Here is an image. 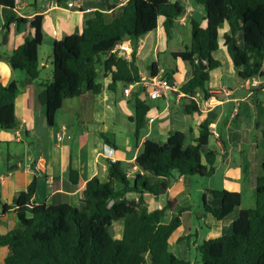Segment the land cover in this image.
<instances>
[{
	"label": "trees",
	"instance_id": "1",
	"mask_svg": "<svg viewBox=\"0 0 264 264\" xmlns=\"http://www.w3.org/2000/svg\"><path fill=\"white\" fill-rule=\"evenodd\" d=\"M195 1L205 8L207 27L202 28L192 20L190 49L171 54L191 68V76L180 87V92L195 97L200 91L206 100L216 96L205 86L210 81L209 72L219 66L211 60L212 39L226 25L229 30L223 35L224 47L240 80L264 79V0ZM0 6L13 10L16 0H0ZM184 14L181 4L169 0H129L111 20L106 14L96 12L86 22L82 34L55 42L52 81L45 86L49 93L45 106L49 125H53L65 101L80 97L84 91L101 93L102 87L96 83L98 64H102L104 71L111 72L110 88L114 91L118 84L127 87L139 82L135 50L129 61L112 54V49L119 43L138 40L156 31L161 17L165 19L164 31L170 37L176 21ZM15 23L21 25L26 20L10 14L5 28ZM42 23L43 17L36 16L31 23L33 37L6 56L15 70L26 73L30 82L40 78ZM241 33L243 46L238 40ZM201 63L205 70L201 69ZM150 72L152 77L158 74L157 63L150 66ZM18 93V83L4 86L0 76V130L19 128L15 116ZM132 98L136 106L132 121L138 140L150 107L136 94H132ZM184 111L189 115L200 114L198 104L191 99ZM210 124L209 120L204 121L195 144L187 145L186 134L182 132L171 134L165 144L147 140L135 161L139 172L132 176H128L121 161L107 160V180L101 182L94 177L87 182L82 209L69 204L49 207L32 204L37 190L33 181L17 197V226L10 233L0 235V248L9 249L4 264H191L169 248V240L181 227L182 214L187 209L179 207L170 222L165 223L164 218L173 204L150 211L144 196L161 195L171 185L174 175L208 178L215 173L217 154H203L211 137ZM102 137L111 144L105 134ZM70 178L76 183L77 173L70 170ZM132 193L138 195L133 202L127 199ZM212 195L221 206L213 208L205 204V211L219 221L242 205L240 193L219 190L212 191ZM254 195V207L242 209L238 219L221 237L205 240L197 247L203 264H264V175L258 178ZM8 209L3 206L0 220ZM117 221L123 222L120 239L111 234ZM185 240L190 246V237L181 238Z\"/></svg>",
	"mask_w": 264,
	"mask_h": 264
},
{
	"label": "crops",
	"instance_id": "2",
	"mask_svg": "<svg viewBox=\"0 0 264 264\" xmlns=\"http://www.w3.org/2000/svg\"><path fill=\"white\" fill-rule=\"evenodd\" d=\"M60 1L16 0L13 10L0 6V31L4 30L7 35L6 43L0 35L1 82L4 86L13 82L19 85L15 102V116L19 128L12 131L0 130V213L4 205L9 207L0 220V235L10 233L17 226V197L33 181L36 182L37 190L32 204H46L48 207L69 204L82 209L83 191L87 182L94 177H98L101 182L107 180V160L121 161L126 172L132 176L139 172L135 161L147 140L165 144L171 134L182 132L186 134L187 145L195 144L204 121L209 120L211 137L203 154H217L215 173L208 178L174 175L171 185L161 195L144 196L150 211L173 204V208L166 215L168 222L179 207L187 209L182 214L181 227L169 240V248L179 258L188 261L193 249L197 250L201 244L198 226L203 224L212 235L217 236L212 239L219 238L238 219L242 209L251 208L244 206V200L255 194L258 178L264 175V154L260 153L259 145L261 138H264V123L259 122L258 115L264 86L254 89L249 80H240L238 77L224 47L223 35L229 30L226 25L214 36L211 45V60L218 62L219 66L209 72L210 80L216 77L218 83L215 86L209 83V87L206 85L205 88L211 94H216L224 86L235 91L233 97L218 95L215 96V101L211 100L214 96L206 100L199 91L196 98L200 114L189 115L184 108L191 98L183 93L174 92L168 99L150 100L137 87L127 95L125 90L128 86L118 84L115 91L110 88L112 74L103 69L96 79V83L102 87L101 93L84 91L80 97L65 101L56 114L53 125L42 131L46 113L45 106L40 104V95L47 90L45 86L51 83L53 72L52 58L45 60L41 56L43 47L47 43L53 49L55 42L82 34L86 22L96 12L112 16L129 0H81L79 7L74 8H68V4L77 0ZM169 1L184 7L185 14L180 18L184 23L178 19L170 37H167L163 27L165 19L161 17L156 31L138 40L126 41L130 51L119 54L132 58L135 50V64L140 75H150V66L157 63L158 75L173 80L180 88L189 80L191 68L188 71L184 65L183 75L177 68L176 72L166 70L159 63L160 56L164 53L171 55L189 50L191 43H185V28L191 26L192 20L206 28V11L195 0ZM51 4L55 6L51 7ZM10 14L26 20V23H15L6 29L5 22ZM39 15L43 17L44 33L43 44L39 49L41 73L39 80L30 82L25 72L15 70L3 56L13 52L27 38L33 37L31 23ZM187 38L189 39V35ZM190 40L192 41V36ZM238 40L243 46L242 33ZM142 69L147 70V73ZM48 70L51 74L47 73ZM44 74L46 82L43 79ZM225 75L232 80L230 86L222 83ZM132 94H136L150 107L138 140L135 138L136 125L132 121L136 112ZM236 107L238 112L234 115ZM64 127L65 135L60 142L58 135ZM103 134L109 138L111 144L105 142ZM70 170L77 173L76 183L70 178ZM219 190L242 195L241 207L222 221L205 211V204L213 208L221 206V202L212 195V191ZM193 195L202 202L197 219L193 218L192 208L196 205L192 203ZM127 199L136 201L138 195L129 194ZM165 218L164 222L168 223ZM118 227L117 236L120 238L123 226L120 223ZM185 237H190V246L186 240L181 241ZM8 253L7 247L0 248V264H4Z\"/></svg>",
	"mask_w": 264,
	"mask_h": 264
},
{
	"label": "rangeland",
	"instance_id": "3",
	"mask_svg": "<svg viewBox=\"0 0 264 264\" xmlns=\"http://www.w3.org/2000/svg\"><path fill=\"white\" fill-rule=\"evenodd\" d=\"M107 19L111 20L112 16H108ZM185 30L187 31V35L185 34V43L190 45V43H191L190 37L192 36L191 26L189 25L187 28H185ZM188 35H189V39L187 38ZM52 54H53L52 49L50 48V46L48 47L47 43H46V45L43 47V49L41 51L42 58H44L45 60H47L48 58L49 59H51V58L53 59ZM3 57L5 58L6 56H3ZM159 63L164 69L169 70V71L176 72V68H177L178 71H180V73H182V75H183V73H185L182 70L184 68V65L186 66V69L188 71L190 70V65L188 63L183 62L181 60H175L169 53L161 54ZM102 70H103L102 64H98L97 65L98 74H100ZM142 71H145V73H147V70H143L142 69ZM47 73L51 74L49 70L47 71ZM43 79H44L45 82L47 81V80H45L46 79L45 74H44V78ZM216 79H217L216 77H213V80H210V82H208L206 84L207 88L209 87V83H211V86H215L218 83L216 81ZM222 83H224L227 86H230V84H232V80L228 76L225 75L224 78H223V82ZM258 106H259V110H258L259 122L260 123H264V93L261 96V101L259 102ZM213 142H215V141L213 140ZM259 145H260V148H261L260 149V153L264 154V138H261V140L259 141ZM254 196L255 195L253 193L251 195V198L250 197H246V199L244 200V206L245 207H254L255 206V198H254ZM192 203L196 204L195 206H193L192 209H193V218L197 219L196 216L199 213V210H200L199 207H201L202 202H201V200H199L198 197L193 195ZM168 219L169 218L166 217L165 221L168 222ZM120 223H121V226H123L122 222H115L113 227H112V230H111V234H112V236L115 239H120L122 237V234L120 235V238H118V236H117L118 232H119V227L118 226H120ZM198 224H199V222H197V225ZM198 236H199V242L200 243H202L204 240H209V239L217 237L215 235H212L211 231H209L207 229V227H205L203 224L200 227L198 226ZM188 261H190L191 264H203V261H202L200 253L197 250H195V249H193L192 254H191V256H190Z\"/></svg>",
	"mask_w": 264,
	"mask_h": 264
},
{
	"label": "built area",
	"instance_id": "4",
	"mask_svg": "<svg viewBox=\"0 0 264 264\" xmlns=\"http://www.w3.org/2000/svg\"><path fill=\"white\" fill-rule=\"evenodd\" d=\"M81 0H77L76 2H71L68 4V8H74L79 7ZM55 6V4H51V7ZM179 20L184 23L183 19ZM130 51L128 44L126 42L117 44L111 51L112 54L120 56V52L127 54ZM126 58L127 60L131 61V56H122ZM250 81L251 87L254 89H259L264 86V79H261L259 77H253L251 79H248ZM139 87L142 92L150 99V100H158L161 98L168 99L170 94H173L174 92H180V88H178L177 84L173 82V80L156 75L152 77V75H140V81L134 84H131L127 87L125 90V94L129 95L133 92L135 88ZM184 94V93H183ZM185 95V94H184ZM222 96V97H233L235 95V91L232 89H229L227 87H221L218 92H216V96ZM187 96V95H186ZM189 97V96H188ZM192 100H195L196 103H198V98L190 97ZM211 100L215 101L217 100L214 96L211 98ZM238 107L234 109V115L237 114ZM214 126L212 125L211 128ZM66 128H62L61 133L58 135V140L61 142L64 138ZM130 176V175H128Z\"/></svg>",
	"mask_w": 264,
	"mask_h": 264
},
{
	"label": "water",
	"instance_id": "5",
	"mask_svg": "<svg viewBox=\"0 0 264 264\" xmlns=\"http://www.w3.org/2000/svg\"><path fill=\"white\" fill-rule=\"evenodd\" d=\"M0 35L3 36L4 40H5V43H6V39H7V35L5 34V31L4 30H1L0 31ZM200 67L202 70H205L206 67L203 63L200 64ZM48 100H49V93H48V90H45L41 93L40 95V104L42 106H46L47 103H48ZM48 127H50L49 125V121H48V118L46 117L45 121H44V124H43V128H42V131H45ZM166 190H164L163 192H165Z\"/></svg>",
	"mask_w": 264,
	"mask_h": 264
}]
</instances>
